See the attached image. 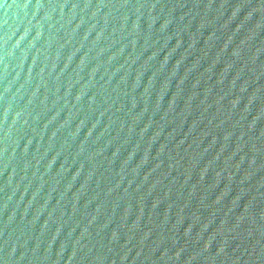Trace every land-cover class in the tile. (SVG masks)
Masks as SVG:
<instances>
[{"label": "water", "instance_id": "obj_1", "mask_svg": "<svg viewBox=\"0 0 264 264\" xmlns=\"http://www.w3.org/2000/svg\"><path fill=\"white\" fill-rule=\"evenodd\" d=\"M0 264H264V0H0Z\"/></svg>", "mask_w": 264, "mask_h": 264}]
</instances>
